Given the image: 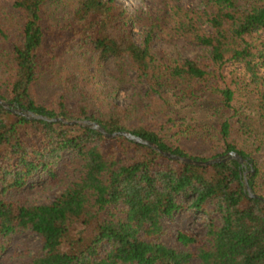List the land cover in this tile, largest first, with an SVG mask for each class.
Returning <instances> with one entry per match:
<instances>
[{"label":"trees","instance_id":"obj_1","mask_svg":"<svg viewBox=\"0 0 264 264\" xmlns=\"http://www.w3.org/2000/svg\"><path fill=\"white\" fill-rule=\"evenodd\" d=\"M174 40L208 54L157 45ZM110 60L145 81L146 102L114 98L101 78ZM0 97L199 160L231 150L249 159L185 162L0 103V257L32 230L41 245L23 264H264V164L255 154L264 147V0H160L137 14L121 0H0ZM54 182L63 189L53 199L28 200L27 190ZM196 218L204 231L188 224Z\"/></svg>","mask_w":264,"mask_h":264},{"label":"rangeland","instance_id":"obj_2","mask_svg":"<svg viewBox=\"0 0 264 264\" xmlns=\"http://www.w3.org/2000/svg\"><path fill=\"white\" fill-rule=\"evenodd\" d=\"M129 6L133 13L137 14L144 10H155V7L160 0H121ZM182 4L186 5H198L201 0H178ZM135 36L139 40L140 31L144 28L140 22L134 23ZM158 47L169 54H175L182 57H196L203 58L208 52L202 46L191 44L185 40L174 41H160ZM101 78L109 86V92L114 98L121 104H128L130 102L141 100L146 102L147 100V84L144 80L140 79L134 70L126 68L124 71L117 68L114 60H110L107 64V68L102 72ZM52 91V84L49 79L43 80L39 84V92L41 96L47 97ZM205 110L198 109V116L205 119ZM257 150V148H256ZM199 152L203 155H210L206 149H199ZM261 158L264 164V147L255 152ZM63 189L59 184L52 183L47 189L41 187L32 188L27 190L26 196L31 202H47L53 199L58 192ZM185 214L177 217V221L184 224ZM189 225L192 228L201 231L205 230V225L200 222L198 218L194 221H189ZM170 243L174 244L173 238L167 239ZM41 245L40 235L32 230H27L20 233L13 241L9 250L0 257V264H23L28 254L36 252Z\"/></svg>","mask_w":264,"mask_h":264},{"label":"water","instance_id":"obj_3","mask_svg":"<svg viewBox=\"0 0 264 264\" xmlns=\"http://www.w3.org/2000/svg\"><path fill=\"white\" fill-rule=\"evenodd\" d=\"M0 103L4 104L7 108L13 110L15 113L25 115L28 118H42V119H47V120H51V121L64 120L65 122H69V123L78 122V123H81L85 126L95 128V129L103 132L106 136L112 137V138L124 135V136L129 137L132 140H135L136 142L151 145V146L155 147L156 149L160 150L162 153H164L167 156H170L172 158H176V159H179V160H182L185 162H192V163H197L200 165H211V164L218 163V162H229L232 159H237L246 166L247 162L249 160L248 158H246L244 155H242L240 152H238L236 150H231L227 153L217 155V156L212 157V158L207 159V160H199V159L192 158L190 156H185V155H181L178 153H173V152L164 150L156 142H154V141H152L149 138H146L144 136L133 133L130 130H117L114 132H110L99 121L93 120L91 118L68 119L66 116L51 117L49 115L38 113L32 109H27V108H24L22 106L16 105V103L9 102L8 100H6L2 97H0ZM245 187L249 191L251 196H258V194L254 191L253 187L251 186V184L248 180V176H246V179H245Z\"/></svg>","mask_w":264,"mask_h":264}]
</instances>
